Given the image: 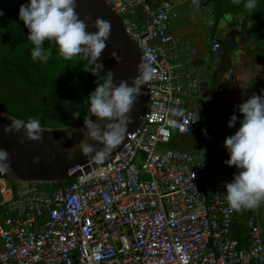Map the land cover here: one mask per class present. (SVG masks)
<instances>
[{"label":"built area","instance_id":"2783aa9c","mask_svg":"<svg viewBox=\"0 0 264 264\" xmlns=\"http://www.w3.org/2000/svg\"><path fill=\"white\" fill-rule=\"evenodd\" d=\"M121 15L155 78L142 121L113 155L46 191L28 183L0 217V264H264V222L245 210L244 235L232 226L224 185L237 169L227 150L199 153L170 144L186 135L196 113L203 66L195 43L170 31L176 4L187 0H108ZM211 55L223 50L210 33L208 3L197 2ZM229 72L199 95L218 99L235 81ZM202 163V166H200ZM192 173L194 178L192 179ZM241 210V211H242Z\"/></svg>","mask_w":264,"mask_h":264},{"label":"clouds","instance_id":"9594fccd","mask_svg":"<svg viewBox=\"0 0 264 264\" xmlns=\"http://www.w3.org/2000/svg\"><path fill=\"white\" fill-rule=\"evenodd\" d=\"M233 2L239 4L240 0ZM76 7V0H28L27 4L20 6L18 17L28 30L27 40L33 45V61L48 62L52 56L51 48L44 47L48 41L58 47L59 55L65 60L86 58L92 66L89 72L98 75L104 70L103 63L98 61L107 47L112 26L110 21L97 17L91 25L96 31H87L89 25L86 21L90 18L86 16L81 19ZM244 7L252 14L257 0H246ZM3 14L0 11V16ZM138 70L139 74L132 79L131 86L124 80L114 84L115 74L110 70L106 72L103 83L96 82L97 86L88 96L89 107L83 117V128L66 132L69 139L77 131L87 137L75 145L83 155L103 161L124 140L127 126L132 123L133 106L142 95L141 87L156 76V69L150 62H141ZM237 110L242 116L239 127L234 134L225 138L223 146L228 153L224 163L237 169L231 182L224 185L225 199L230 210L239 212L242 209H255L264 203V95L249 96L237 106ZM72 117L80 119L81 113L76 111ZM92 117H96V120ZM198 120L197 110L190 116L185 131H190V122L196 123ZM237 120V115H231L228 127H234ZM21 130L24 136L18 137V143H24L25 139L40 141L43 138L41 123L36 118H29L27 122L12 120L3 129L5 133ZM87 140L95 143L89 144ZM9 159L8 152L0 149V173L11 172Z\"/></svg>","mask_w":264,"mask_h":264},{"label":"trees","instance_id":"16d2710c","mask_svg":"<svg viewBox=\"0 0 264 264\" xmlns=\"http://www.w3.org/2000/svg\"><path fill=\"white\" fill-rule=\"evenodd\" d=\"M212 1V9L217 12L224 7L222 1L227 0ZM228 1L230 10L243 12L253 26L248 39L263 44L264 0H257L252 14L244 7L246 0H240L239 4ZM19 8L14 0H0V11L4 13L0 16V110L25 122L36 118L43 127L77 122L87 113L88 96L96 82L103 83L105 79L89 72L91 67L81 58L63 59L58 47L48 41L44 47L51 48V58L47 63L33 61V45L27 40L28 30L18 17ZM76 111L81 113L80 119H73ZM35 184L46 191L60 185L58 182Z\"/></svg>","mask_w":264,"mask_h":264},{"label":"water","instance_id":"95a60500","mask_svg":"<svg viewBox=\"0 0 264 264\" xmlns=\"http://www.w3.org/2000/svg\"><path fill=\"white\" fill-rule=\"evenodd\" d=\"M14 1L20 6L28 3V0ZM76 4V12L80 18L83 19L86 16L90 18L86 21L89 25L87 31L93 33L96 31L91 25L97 17L110 21L112 26L110 36L106 41L107 47L99 57L98 62H102L104 66V70L100 71L99 75L105 79L106 72L110 70L115 74L114 84L124 80L131 86L132 79L139 74L138 65L144 61L135 40L127 31L121 15L108 0H76ZM114 52L116 55H113ZM117 57L120 59L118 60ZM80 58L92 68L86 58ZM141 92L142 95L138 97L133 106L132 123L127 126L124 140L106 158L117 152L129 140V134L140 125L148 102L149 84L142 86ZM92 119L95 121L96 117H92ZM12 120L19 119L0 110V149L8 152L10 157L8 163L11 166V172L0 173L1 179L14 183L58 182L62 184L65 180L71 179L81 171L101 162L91 156L83 155L79 149L75 148V145L81 140L87 139L81 132H73L71 139L66 136V132L72 131L73 128H83V118L65 126H41L43 129L42 140L25 139L22 144L18 143V137L24 136L23 130L15 133L3 131L5 126L12 123ZM87 142L95 143L91 140H87ZM96 146L102 147V145Z\"/></svg>","mask_w":264,"mask_h":264},{"label":"crops","instance_id":"0c3cea01","mask_svg":"<svg viewBox=\"0 0 264 264\" xmlns=\"http://www.w3.org/2000/svg\"><path fill=\"white\" fill-rule=\"evenodd\" d=\"M197 2L198 0H187L176 4L178 15L171 21L170 31L179 37H185L192 40L196 45L197 52L195 56V64L203 66L206 70L203 72L202 79L199 83V95H206L208 90L215 83L224 81L227 73L233 72L236 75L235 81L226 88L222 95L224 98L226 93L225 100H227V102L225 105L226 109H224L225 115L227 114V116L230 118L231 114H235L237 115L238 120H240L242 119V116L238 112L237 106L241 101H245L249 96L253 94L259 95L257 93V89L255 88L257 85H259V82H257L258 79H255L251 76L252 73L250 70H244L240 67H237V55H231L234 51L233 49L236 48L235 43L233 41L229 42L222 39V37H225L226 31L220 32V30H218L219 23L215 19H213V22L211 23L209 33L216 40H221L219 43L221 45V49L223 50V54L221 56L211 55L208 49V44L205 40L201 15L195 7ZM233 32L236 33L234 29H232L231 32H227L226 37H228L229 40L234 39L235 35L232 34ZM199 95H194L188 98L189 106L195 109L196 112L198 110L204 113V115L209 114L212 106L211 102L214 99H209L205 102H202ZM194 131H196V128L191 133L186 135L173 134L170 144L186 149L182 147L184 146L183 143H190L189 139ZM173 137H176L177 139L173 140ZM179 140L180 143L178 142ZM199 153L213 154L206 152ZM27 186L28 183L26 182L14 183L0 178V217L4 214L5 201L8 198L25 195ZM245 213V210L236 212L234 217L231 233L234 234V232H236L239 235V238H243L244 235L245 228L243 225V220ZM256 214L258 215L259 219L264 222V203L260 204Z\"/></svg>","mask_w":264,"mask_h":264},{"label":"rangeland","instance_id":"374dc122","mask_svg":"<svg viewBox=\"0 0 264 264\" xmlns=\"http://www.w3.org/2000/svg\"><path fill=\"white\" fill-rule=\"evenodd\" d=\"M207 1L211 8H213L212 4L214 2L212 0ZM229 4L228 0L222 1L224 7L220 8L217 12L213 9L212 16L219 23L218 30H220V32L226 31L225 37H222V39L235 43L236 48L233 49L234 51L231 55H237V67L251 71V76L258 79L257 82H259V85L255 87L257 93L259 95H264V43H255L253 40L248 39L253 26L246 21L243 12H234L230 10ZM232 29H234L237 34L233 32L232 34L235 35L234 39L229 40L226 35L227 32H231ZM203 70L204 72L206 71L204 67ZM225 98L226 93L224 98L223 95H221L218 99L212 100L209 114L204 115V113L198 111L199 120L197 122L196 131L190 136V143L184 142V146L182 147L188 150L206 153L221 152L225 149L223 146L225 138L234 134L239 127V120H237L234 127H228L229 116L224 113L227 102ZM242 102L243 101L240 103ZM176 139V137H173V140ZM178 142L180 143V140Z\"/></svg>","mask_w":264,"mask_h":264}]
</instances>
